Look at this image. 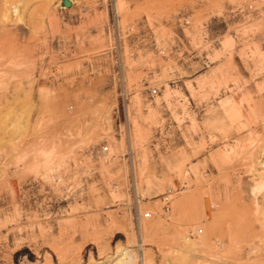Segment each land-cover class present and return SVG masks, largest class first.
Wrapping results in <instances>:
<instances>
[{"label":"rangeland","instance_id":"374dc122","mask_svg":"<svg viewBox=\"0 0 264 264\" xmlns=\"http://www.w3.org/2000/svg\"><path fill=\"white\" fill-rule=\"evenodd\" d=\"M70 2L0 0V264H264V0Z\"/></svg>","mask_w":264,"mask_h":264},{"label":"built area","instance_id":"2783aa9c","mask_svg":"<svg viewBox=\"0 0 264 264\" xmlns=\"http://www.w3.org/2000/svg\"><path fill=\"white\" fill-rule=\"evenodd\" d=\"M104 151H108V148L105 147V148H104ZM152 215H153V214H152L151 211H148V212L144 213V217H146V218H151Z\"/></svg>","mask_w":264,"mask_h":264},{"label":"water","instance_id":"95a60500","mask_svg":"<svg viewBox=\"0 0 264 264\" xmlns=\"http://www.w3.org/2000/svg\"><path fill=\"white\" fill-rule=\"evenodd\" d=\"M64 4H65L66 6H71V2H70V0H64Z\"/></svg>","mask_w":264,"mask_h":264},{"label":"bare ground","instance_id":"6f19581e","mask_svg":"<svg viewBox=\"0 0 264 264\" xmlns=\"http://www.w3.org/2000/svg\"><path fill=\"white\" fill-rule=\"evenodd\" d=\"M143 217H144V216H143ZM152 218H153V217H152ZM125 259H126V258H123L119 263H120V264H121V263H125V264L128 263V261L125 262V261H126ZM130 263H131V262H130ZM130 263H129V264H130Z\"/></svg>","mask_w":264,"mask_h":264}]
</instances>
